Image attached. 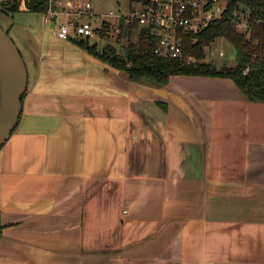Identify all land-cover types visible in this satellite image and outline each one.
<instances>
[{"label":"crops","instance_id":"0c3cea01","mask_svg":"<svg viewBox=\"0 0 264 264\" xmlns=\"http://www.w3.org/2000/svg\"><path fill=\"white\" fill-rule=\"evenodd\" d=\"M0 13L31 62L0 148V264H264V101L225 76L134 82L24 0Z\"/></svg>","mask_w":264,"mask_h":264},{"label":"trees","instance_id":"16d2710c","mask_svg":"<svg viewBox=\"0 0 264 264\" xmlns=\"http://www.w3.org/2000/svg\"><path fill=\"white\" fill-rule=\"evenodd\" d=\"M24 2L29 11L41 14L48 4V0ZM20 4L21 0H0V12L11 15L20 10ZM236 11L248 16L251 26L249 36L238 32L231 24L230 17ZM104 34L102 37L108 35ZM122 37L124 40L118 44L107 41L100 47L89 37L72 40L91 56L125 72L134 82L162 86L173 74L225 76L231 78L249 100L264 101V0H224V12L219 19L197 33L185 35L183 54L193 55V61L155 56L152 46L157 37L149 27L140 26L137 22L124 24L119 21L117 42ZM192 37L196 40L192 41ZM217 37H224L234 45L233 65L217 64L212 59H205V47ZM247 67V71H244ZM26 91L27 88L21 95V101Z\"/></svg>","mask_w":264,"mask_h":264},{"label":"built area","instance_id":"2783aa9c","mask_svg":"<svg viewBox=\"0 0 264 264\" xmlns=\"http://www.w3.org/2000/svg\"><path fill=\"white\" fill-rule=\"evenodd\" d=\"M62 0H48L46 9L42 12L43 21L55 20L59 14L64 21L59 22L52 30L61 39L93 37L109 33L110 22L103 14L93 12L90 1H85L76 8H61ZM224 1L221 0H129L126 12L110 11L117 19L113 27L118 32V23L137 22L140 26L149 27L157 37L152 46V53L168 59H183L193 61V55L183 54L185 35L199 32L210 22L219 19L224 12ZM86 15V19L84 16ZM88 17H93L92 22ZM230 22L238 32L250 35V21L242 11H236ZM109 26L106 27L105 25ZM196 38H193L195 41ZM222 55L223 51L220 50ZM248 67L244 69L247 71Z\"/></svg>","mask_w":264,"mask_h":264},{"label":"water","instance_id":"95a60500","mask_svg":"<svg viewBox=\"0 0 264 264\" xmlns=\"http://www.w3.org/2000/svg\"><path fill=\"white\" fill-rule=\"evenodd\" d=\"M27 85L25 60L13 38L0 25V148L17 126L21 95Z\"/></svg>","mask_w":264,"mask_h":264},{"label":"rangeland","instance_id":"374dc122","mask_svg":"<svg viewBox=\"0 0 264 264\" xmlns=\"http://www.w3.org/2000/svg\"><path fill=\"white\" fill-rule=\"evenodd\" d=\"M92 3L93 6V12L97 13L96 17H98V14H103V17L106 18L109 22H110V31L108 33V35L106 36L105 34L103 36L106 37H102L101 31L100 34L93 36L90 38L91 41H96L98 46H102L104 43H106L107 41H112L113 43H119L122 42L123 39L120 41L116 39V33L115 32V28L113 27L114 25L117 24V19L111 15H108V13L110 11H114V12H126L128 10V2L129 0H88ZM224 5V4H223ZM33 12V11H31ZM15 13H12L11 15H8L9 21L12 22L15 16ZM34 15L38 16V12H34ZM30 16V15H28ZM17 20H19V16L16 14ZM92 22L94 21L93 17H88ZM64 21V16L62 14L57 16V22H63ZM7 18H5L3 16V14L0 13V25L4 28L7 29ZM10 33V32H9ZM14 41L16 42L19 50L21 51L22 55L25 58V63L27 66V69L30 66V60H28L27 54H25L24 50H22V46L21 44H19L18 40L12 36V33L9 34ZM116 41H114L115 39ZM192 41H193V37H192ZM222 50L223 54L220 55L219 51ZM205 59L209 60L212 59L215 62H217V64H222V63H226L227 65H233L235 62V47L234 45L227 40L224 37H217L215 38L211 43H209L206 47H205Z\"/></svg>","mask_w":264,"mask_h":264}]
</instances>
